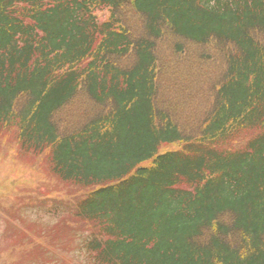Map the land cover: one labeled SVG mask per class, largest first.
Returning a JSON list of instances; mask_svg holds the SVG:
<instances>
[{
	"label": "trees",
	"instance_id": "16d2710c",
	"mask_svg": "<svg viewBox=\"0 0 264 264\" xmlns=\"http://www.w3.org/2000/svg\"><path fill=\"white\" fill-rule=\"evenodd\" d=\"M0 139L65 197L15 264H264V0H0Z\"/></svg>",
	"mask_w": 264,
	"mask_h": 264
},
{
	"label": "rangeland",
	"instance_id": "374dc122",
	"mask_svg": "<svg viewBox=\"0 0 264 264\" xmlns=\"http://www.w3.org/2000/svg\"><path fill=\"white\" fill-rule=\"evenodd\" d=\"M6 144L9 143L6 142ZM6 147L4 146L0 150V264H15V262L19 263L22 260L21 257L26 249L21 246L14 247L13 245V243H19V235H17L19 233L14 230L16 233L15 238V233L10 231V226L13 224L16 226L21 225L16 218L18 214L14 216L12 212H7L11 209L9 207L12 206L9 204L15 200L16 204H20L28 200L30 196H40L37 193H51L49 189H54V186L49 184L52 181L46 183L42 180L47 178L45 174L37 175L43 171V168L40 170L28 168L27 163L22 162L20 159L18 150L15 151L16 161H8L7 155L12 152ZM63 194V192H57L56 195L60 198L63 197ZM27 210V205H24L23 212ZM13 238H15L14 241H12ZM69 257L70 263L80 260L74 253H70Z\"/></svg>",
	"mask_w": 264,
	"mask_h": 264
}]
</instances>
